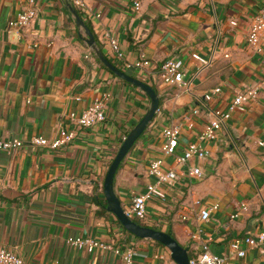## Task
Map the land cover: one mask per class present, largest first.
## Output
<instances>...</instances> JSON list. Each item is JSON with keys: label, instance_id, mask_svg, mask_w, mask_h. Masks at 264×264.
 I'll list each match as a JSON object with an SVG mask.
<instances>
[{"label": "crops", "instance_id": "obj_1", "mask_svg": "<svg viewBox=\"0 0 264 264\" xmlns=\"http://www.w3.org/2000/svg\"><path fill=\"white\" fill-rule=\"evenodd\" d=\"M135 1L87 0L79 8L116 65L122 60L111 48V36L127 60H152L149 69L125 70L160 95L154 118L115 173L116 194L128 210L134 195L156 181L149 171L153 160L177 166L176 156L164 151V129L178 126V152L190 142L209 150L190 160L203 174L177 167L178 177L163 186L166 196L150 199L138 222L173 233L192 256L208 241L213 251L227 255L224 264H264V247L243 243V256L230 249L233 238L264 229V43L255 49L247 40L264 0H140L139 9ZM69 3L36 0V17L17 28L9 20L25 1L0 0V136L26 142L13 151L0 148V246L18 252L25 264H126L113 248L89 250L69 240L94 238L132 247L135 264H178L165 244L135 235L108 208L105 175L151 99L98 58ZM171 57L188 84L169 85L160 77L161 64ZM216 86L221 91L204 100ZM255 86L256 97L232 112L217 138H200L214 108H227L238 92ZM99 99L103 121L92 126L73 121L71 112ZM194 108L200 111L192 113ZM63 126L76 134L59 147L28 142L34 135L54 139ZM204 206L213 207L207 221L199 217Z\"/></svg>", "mask_w": 264, "mask_h": 264}, {"label": "built area", "instance_id": "obj_2", "mask_svg": "<svg viewBox=\"0 0 264 264\" xmlns=\"http://www.w3.org/2000/svg\"><path fill=\"white\" fill-rule=\"evenodd\" d=\"M25 6L16 17L9 20L11 27H25L30 24L37 15L36 0H24ZM71 3L83 9L87 5V0H70ZM141 1H135V8L139 9ZM232 23L236 21L232 20ZM248 42L255 48L260 49L262 43H264V2L263 7L253 19L248 32ZM110 45L115 52L116 57L122 60V69L127 67H135L140 70H146L153 66V62L150 58L141 56L140 58L130 61L124 57V53L121 50L117 39L113 36L110 37ZM204 63L208 62L207 59L200 57ZM120 67V66H119ZM160 77L169 85L173 84H188V81L184 78V72L176 58L166 59L160 66ZM264 82V81H263ZM259 87H251L246 90L238 92L230 101L227 108L216 107L212 110L213 117L207 122L204 130L200 133V138L214 139L218 137L219 131L222 128L224 121L229 118L234 110L246 109L247 103L256 97ZM221 91L220 86L212 88L206 92L203 96L204 100H210L214 94ZM199 108H194L192 113H198ZM70 116L73 121L82 126H92L98 122L103 121L106 118L105 105L103 100H96L88 107H86L80 113L71 112ZM188 117V115H186ZM76 134V131L72 128L61 127L60 134L54 139H48L43 135H34L28 142L31 145H44L50 147H59L72 140ZM164 135L166 141L164 144V151L169 155L176 156V165L172 167H166L162 159H155L150 163L149 171L156 177V181L150 182L147 188L142 193H137L133 197V203L131 207L126 210L129 215L139 219L146 217L148 209V201L154 197H165L166 191L163 188L164 185L172 183L178 177L177 167L187 166L190 174H203L202 168L198 165L190 164V160L193 157L204 158L209 154V150L201 142H190L184 148L183 151L178 152V146L180 143V128L178 126H168L164 129ZM26 142L23 139L13 137L4 138L0 136V148L13 151L21 148ZM260 144H264V141H260ZM217 207V205H215ZM213 207L204 206L200 209L199 217L201 220L207 221L211 217ZM235 214H232L234 217ZM69 240L77 244L78 246H87L89 250H93L97 247L113 248L118 253L126 264H135V251L130 246H116L112 247L109 244L102 242L101 240L94 238H82V237H69ZM243 243H247L260 248L264 247V229L257 233H249L243 236L235 237L230 242V249L232 253H236L240 256L246 254V249L242 246ZM227 260V255L224 253H218L211 249L210 243L204 242L200 251L190 257L191 264H224ZM0 264H25L24 258L15 250L0 246Z\"/></svg>", "mask_w": 264, "mask_h": 264}, {"label": "water", "instance_id": "obj_3", "mask_svg": "<svg viewBox=\"0 0 264 264\" xmlns=\"http://www.w3.org/2000/svg\"><path fill=\"white\" fill-rule=\"evenodd\" d=\"M69 7L74 15L76 24L85 33L86 42L94 50L100 60L118 76L142 88L145 92L148 93L151 99L150 106L148 107L146 113L138 121V123L133 126V128L124 138L105 175L104 191L106 199L108 201V208L118 216L121 223L129 231H131L137 236L153 238L165 244L170 249L173 259L178 264H191L190 252L187 246L180 243V241L169 231L139 223L136 219H134L131 215L128 214L122 204L120 197L116 194V191L114 189L115 173L121 161L124 159L125 155L128 153L135 141L149 125L150 121L154 118L160 106V95L151 83L128 73L126 70L116 65L99 47L94 32L92 31L91 27L88 25L86 20L83 18V16L80 14L78 8L72 3H69Z\"/></svg>", "mask_w": 264, "mask_h": 264}, {"label": "trees", "instance_id": "obj_4", "mask_svg": "<svg viewBox=\"0 0 264 264\" xmlns=\"http://www.w3.org/2000/svg\"><path fill=\"white\" fill-rule=\"evenodd\" d=\"M78 8V7H77ZM78 11L80 12L81 10L78 8ZM80 14H81V12H80ZM99 58V57H98ZM100 59V58H99ZM105 65V64H104ZM136 220L137 221H139V219L138 218H136ZM173 234V233H172ZM161 243V242H160ZM190 257H192V255L190 254Z\"/></svg>", "mask_w": 264, "mask_h": 264}]
</instances>
